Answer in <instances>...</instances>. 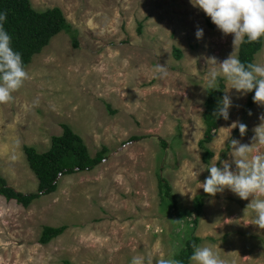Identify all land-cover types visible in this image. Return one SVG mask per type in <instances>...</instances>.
<instances>
[{"label": "rangeland", "instance_id": "1", "mask_svg": "<svg viewBox=\"0 0 264 264\" xmlns=\"http://www.w3.org/2000/svg\"><path fill=\"white\" fill-rule=\"evenodd\" d=\"M30 1L35 8L59 6L77 29L78 45L64 30L54 34L25 66L30 78L12 101L0 104V173L18 190H35L22 145L46 149L62 122L82 136L91 154L102 144L109 150L94 167L61 174L54 191L27 206L0 194V264H62L64 258L131 264L133 256L147 253L155 264L172 257L191 225L160 204L157 168L178 206L191 208L204 192L207 167L228 161L235 171L231 140L251 145L255 127L264 123V106L246 105L247 94L235 89L226 93L224 80V95L232 99L229 119L221 118L208 143L213 156L208 163L201 159L204 86H210V69L233 53V35L225 36L190 0ZM254 63L264 65V40ZM233 122L247 125L244 136ZM133 134L140 137L129 139ZM253 154H264V146L255 145ZM251 200L228 189L205 194L193 228L202 238L197 245L212 246L225 264H264V230L251 224L252 209L245 215ZM61 223L67 225L61 234L38 241L43 224Z\"/></svg>", "mask_w": 264, "mask_h": 264}, {"label": "trees", "instance_id": "2", "mask_svg": "<svg viewBox=\"0 0 264 264\" xmlns=\"http://www.w3.org/2000/svg\"><path fill=\"white\" fill-rule=\"evenodd\" d=\"M5 12L7 13V20L4 22V27L11 36V47L22 55L24 67L30 62L34 54L40 52L50 38L61 30L69 33L74 47L78 45L77 29L67 21L62 9L57 5L35 8L30 0H0V14ZM140 24L139 22L138 30ZM263 40L264 37H261L259 42L241 44L237 48L236 57L241 62L254 63V55L262 47ZM172 50L176 56L180 55L181 51L178 47L174 46ZM215 87L218 89L212 90L211 86L207 87L209 90L206 89L202 110L204 130L197 141L202 150L201 159L205 163H208L214 154L208 143L214 138L222 118L213 116V112L224 96V79H218ZM254 92L255 89L247 93L246 105L254 103ZM237 131L239 129L235 128L234 132ZM139 137L140 135L133 134L129 139H138ZM160 142L162 146L167 144L163 138H160ZM22 148L28 165L37 178L36 189L28 192L18 190L9 185L6 178L0 173V194L6 199H14L23 206H27L33 199L42 194L54 191L58 185L59 175L90 169L104 159L109 150L107 145L102 144L91 154L82 136L65 122L61 123L59 133L50 136V143L46 149L38 150L30 144H23ZM225 151V149L221 150V158L225 156ZM156 180L160 204L178 221L185 219L191 225L189 233L184 236L182 244L172 256L180 264H187L193 252V244L197 245L202 240L201 236L193 232V228L198 222L206 193H197L193 198L191 208H181L177 204L176 195L169 180L160 172V168L156 170ZM66 227L67 225L64 223L43 224L38 241L47 243L53 237L61 234ZM62 264L72 263L69 259L64 258Z\"/></svg>", "mask_w": 264, "mask_h": 264}, {"label": "clouds", "instance_id": "3", "mask_svg": "<svg viewBox=\"0 0 264 264\" xmlns=\"http://www.w3.org/2000/svg\"><path fill=\"white\" fill-rule=\"evenodd\" d=\"M190 3L202 9L225 36L233 35L234 51L243 43L259 42L261 37H264V0H190ZM6 20L7 13L0 14V104L12 101V94L30 78L24 67L22 55L11 47V36L4 27ZM195 36L197 39H202L204 30L197 27ZM233 53L220 62L218 68L210 69L209 85L212 90L218 89L215 84L222 78L226 84L230 85L225 89L226 93L235 89L242 95H246L255 89L254 102L264 106V65L241 62ZM211 60L215 64L216 60L214 58ZM159 70L163 71L162 66ZM204 88L208 89L205 86ZM231 107L232 99L225 94L213 112V116L228 120ZM260 119L264 121V114L260 116ZM237 125L240 135L244 136L247 125L233 122L231 128H236ZM254 132L251 145L241 144L236 139L231 140L230 155L234 158L236 170L231 169L228 161L223 162L222 168L214 162L207 167L210 175L200 187L212 197H215L217 193H223L225 189L231 190L244 200L252 197L245 215L247 209H252L255 215L251 224L264 230V154H253L255 145L264 146V123L256 126ZM214 159L218 160L215 157ZM189 260L190 264H225L219 253L209 245L193 244V252ZM131 264H154V258L150 253L133 256ZM155 264H180V262L170 256L157 258Z\"/></svg>", "mask_w": 264, "mask_h": 264}, {"label": "water", "instance_id": "4", "mask_svg": "<svg viewBox=\"0 0 264 264\" xmlns=\"http://www.w3.org/2000/svg\"><path fill=\"white\" fill-rule=\"evenodd\" d=\"M59 176H60V175H59ZM59 176H58V177H59Z\"/></svg>", "mask_w": 264, "mask_h": 264}]
</instances>
